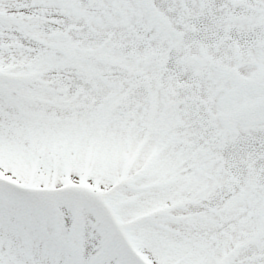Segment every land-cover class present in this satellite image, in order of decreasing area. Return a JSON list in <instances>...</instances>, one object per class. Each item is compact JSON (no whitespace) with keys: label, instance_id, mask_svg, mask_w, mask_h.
Wrapping results in <instances>:
<instances>
[{"label":"snow or ice","instance_id":"obj_1","mask_svg":"<svg viewBox=\"0 0 264 264\" xmlns=\"http://www.w3.org/2000/svg\"><path fill=\"white\" fill-rule=\"evenodd\" d=\"M0 264H264V0H0Z\"/></svg>","mask_w":264,"mask_h":264}]
</instances>
